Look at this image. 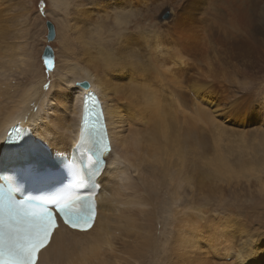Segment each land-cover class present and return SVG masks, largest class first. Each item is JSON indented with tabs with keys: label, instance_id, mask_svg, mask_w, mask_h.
<instances>
[{
	"label": "bare ground",
	"instance_id": "6f19581e",
	"mask_svg": "<svg viewBox=\"0 0 264 264\" xmlns=\"http://www.w3.org/2000/svg\"><path fill=\"white\" fill-rule=\"evenodd\" d=\"M14 1L16 0H10V2L15 3ZM58 1L60 2L61 0ZM115 1L117 2H113L112 9H115L120 4L127 3L122 6L124 8L128 6V3H131L127 0ZM195 1L196 0H188V2L192 3ZM197 1H206V3L209 4V8L211 7V9L216 10V13L213 11L214 14L218 16L220 15V17L222 16V19H224L223 16L228 17L230 23L237 26L233 29L231 28L232 30L228 29V32H222V34L220 31L218 32L217 29L212 32H216L219 36H224L223 38L226 41L224 43H226V45H241L239 47L240 49L238 50V54L235 52L229 57H226L224 54V47L220 48L219 51L223 56L222 58L227 60V62L231 64L234 69L229 72L226 67H223L220 63L218 65L221 66L219 67L221 71L219 70L214 74H221L222 77L228 78V76H232L233 73L237 74V72H239V77L240 75L244 76V74L249 73L245 70V67H247L245 66V62L250 63V60H252L253 57L259 58L257 54L263 57V54H261L263 51L261 50L264 49V0ZM261 2L263 4L259 7ZM78 3H80L79 0ZM88 5L89 4H86L85 8L82 9L85 14L88 13ZM109 5L110 4H107V6ZM257 5L258 7H256ZM115 10L120 12L117 9ZM250 10H252V12L251 14H248ZM129 11H131V9H129ZM130 13L131 15L133 14L132 12ZM173 15L171 16L174 17ZM179 15L181 14L179 13ZM128 17L129 15L125 13H118L115 21L116 24L119 25L118 28H120L118 37L120 40L125 39L124 42L126 43L116 40L113 41V43H110L107 39L103 38L101 35L102 33L99 32L97 34V36L99 35L98 39L95 42H92L93 44L89 43L88 46L84 45L83 49L80 48L81 50H84L83 57L80 59L76 58L79 62L84 63L89 68L82 67L84 74H76L73 66H77V64L70 60L66 71H68V73L71 74L69 76H72L73 78L68 81L67 79H64L65 81H61V84L54 83L52 88L56 90V93L51 95H49L46 91L38 89L39 83L38 85L32 84L26 90L23 89L24 91L22 93H19L14 87H11V84L1 81L4 79H8L10 81L11 76L14 77L17 72L16 71L14 73L12 70L7 68L5 66L6 62H4L3 58L8 54L10 57L9 62L11 64L18 62V60L15 59L17 56L14 53H8L9 50L6 51V49L2 50V47L3 49H9L10 45V50L13 48L8 39L12 35V32L6 30L5 27H0V63L2 64H0V77H2L0 78V144H3L8 129L16 123L21 122L30 130L39 128V132H33L32 134L35 137L39 136L42 138L47 145L46 147L41 145L40 151L35 154L29 150L31 149L34 141L30 143L26 142V144L29 143L27 146L29 149L25 152L20 150H9L2 147L0 148V168L4 169L17 165L24 166L31 163L36 155L40 158H49L53 162H58L60 159L52 157V155H60L63 153L69 154L79 139L83 97L92 90L99 95V98L103 102L105 113L103 121L106 122L110 143L113 145L112 154L106 157L107 165L98 179V182L100 183V190L97 196L99 207L93 228L88 232H80L71 230L64 225H61L55 230L48 246L42 249L39 253L38 264H145V262L148 261L149 254L154 250V264H159L157 257L158 254H161V256L165 254L167 255L166 257L174 256L175 259L178 258V261L183 264H222L220 262H225L223 260L229 257L231 262L236 259L235 261L237 264H260V260L263 258L262 251L264 250V198L259 199L261 196L264 197V182H262V176L260 175V173H264V153H254L255 155H252V157L249 156L246 158L245 156L251 147L250 143V145H248L249 149L247 146H244L246 150L248 149L247 151L244 150L247 152L244 156L245 158L243 160H238L236 166L233 167L234 164H230V162H228L230 159H226L224 157L225 153L223 152L224 154L222 155L220 152L221 150H218L219 152L217 156H215V161L206 162V165H215L213 169L207 170V168H204L201 170V167H198L196 170V161L193 159L197 133V130H195L196 122L194 120H186V130L179 131V114L182 110H185L188 113H194L198 110L197 103L195 104V101L193 102L192 100L195 98L192 93L190 94L189 92L177 90L174 86H172V81H170V84H167V89L165 86L166 90L164 89V93L172 98L174 97L173 99L178 98L179 101H177V103L180 104L176 109L171 110L162 103L161 99H156L154 96L151 97L148 88V83L151 80L157 81V77L163 80L161 85L165 83L164 75L167 73L165 70L168 66L165 67L167 62L164 55L168 49H171L170 47L168 48V46H170L169 43H179V45L184 46L185 52H187L190 56H193V59L205 62L209 67H211L209 70L207 69V72H211L215 69L216 66H212L218 57L219 48H216L217 46L213 48L207 34L199 35V30H195L191 26L190 21L184 23L185 26H183V29H177V32L176 28L181 27H179L177 23H174V26L172 25L174 30L168 31V29H164L154 36L149 35L150 40L152 39L154 43L157 44V46L154 44L153 50V54L156 56L155 60H160L158 65H153L150 62L151 60L146 62V60H143L142 57V60L138 59L140 56L137 58V54L134 53L136 51L133 52L131 45L128 44V38L132 35L130 33L127 34L126 31L128 32L130 29L125 28L123 32V26L127 23ZM191 20L193 21V19ZM242 23H244L245 26ZM84 25H82V27H84ZM186 25L188 26L186 27ZM255 26L256 29L254 30ZM200 27L201 24H198V28ZM84 28L86 29V27ZM251 31H253L252 35L250 34ZM16 34L19 35L18 32H16ZM166 34H169V39L166 38V40H164L160 38ZM214 38L216 39L217 37ZM227 38H230V40ZM246 38L251 40L250 43ZM251 42L253 44H251ZM132 43H134V41ZM243 43L247 44L243 45ZM94 44L101 47V49L99 48L97 55L92 53V46ZM19 47L22 48L21 45ZM166 47L168 49L165 51ZM172 47L178 48V46ZM108 48L110 50H108ZM137 48L138 47H136V49ZM20 50L21 55H24L25 53L23 54V49ZM253 52L257 54H253ZM139 55L144 54L141 53ZM129 56L135 57L134 63L126 62V58ZM18 57L17 59H19ZM169 59L172 67L176 66L175 68H177L180 65L178 55L177 57ZM238 59H240L241 62L242 60L245 61L242 64L239 63L238 65ZM73 60H75V58H73ZM152 61L154 60L152 59ZM178 69L183 72L181 68L178 67ZM185 70L188 72L186 68ZM6 71H12V73L7 75ZM57 71L60 79L61 70L59 71L57 68L56 72ZM56 72L54 73V76L56 75ZM197 77L198 76H196V78ZM232 79L235 80L236 78L232 77ZM241 79L242 78H240V81H237L239 82V85L246 83ZM83 80L90 81L92 87L88 89L76 88L75 85L77 82ZM193 89H196L199 92H204V90L201 91V89L198 88L193 87ZM228 91L227 93L229 94ZM208 93L210 94L211 92ZM49 101L51 102L49 103ZM222 103H224V101ZM239 106L241 105L239 104ZM233 108L234 107L232 106V109ZM202 118H204V116ZM49 124L57 125L59 129L58 135H53V133L49 132L47 127ZM197 125L199 126V124ZM169 127H171L172 130H169ZM211 128L212 126H210V129ZM215 129L217 130V128ZM249 138L250 136L247 139ZM161 139H165L167 144L161 143ZM242 141L243 140H241V142ZM49 149L51 150V153H48ZM250 150L252 151V148ZM256 150H258V152H262L264 151V148L257 147ZM242 151L243 150L241 149V153ZM254 151L255 149L253 152ZM245 152L243 154H245ZM236 153L232 155H236ZM252 163L255 165V170L258 172H254V174L250 175L249 172H245L243 167L251 165ZM201 172L206 174L207 177L204 178L205 176H202ZM220 174H223L221 177L229 176L231 179V181L219 180L221 181V188L222 183L225 182V188L228 189L230 187H234V192H236L234 181L242 182V179L240 178L241 176L247 174L248 177L252 176L257 178L256 180L259 184L257 185L261 189L258 191L256 188H252L254 191H250L251 193L258 191V193H256L255 201H252L253 206H250L249 216H244L239 214V212L237 213L232 211L234 207H230V205L226 202L227 200L224 199L223 194H219L217 197L218 193L215 190H211L209 193L206 191L208 193L206 196L209 206L199 204V201L195 202L196 199L192 200L194 199L193 193L195 194L197 192L196 194H203V192L205 193V189H210V186L212 185L210 184V177L214 175V177L217 178ZM205 179H209L210 181H203ZM249 181L252 180L248 179L247 182L249 184L248 186L251 188L252 186L250 185H252V183ZM254 185L255 184H253V187ZM240 186L238 185L239 189ZM166 187L168 189H165ZM231 190H233V188ZM149 191H152L154 194L156 193L159 199L160 195L164 196L163 202L160 201V205L166 213L165 218L170 220L166 223H170L171 225V227L167 226L166 229L168 230L165 231V233L171 235V239L169 240L170 243L166 245L167 239L164 238L165 243H161L162 245L158 246L157 249L155 245L152 246L150 239L151 235L149 231L152 228H148V225L150 226L153 211L149 209L148 205ZM189 191L192 194H185ZM243 193L241 195H243ZM227 194L229 193H226V195ZM228 206L232 209L226 211ZM241 218L246 221V225L244 227L238 226L244 224L239 221ZM231 222H236L238 224L235 228L236 231L233 228V225L236 224H232ZM240 241L241 244H239ZM151 247L155 248L151 249ZM220 248L228 250V253L218 258V261H215V252H217ZM234 248L236 251V254H234L235 257L231 254ZM256 248L258 250H256ZM79 251L82 252V258L78 263L73 259V256ZM134 258L137 260H134ZM77 260H79V257H77ZM161 261L163 262V260ZM163 264H168V262Z\"/></svg>",
	"mask_w": 264,
	"mask_h": 264
},
{
	"label": "rangeland",
	"instance_id": "374dc122",
	"mask_svg": "<svg viewBox=\"0 0 264 264\" xmlns=\"http://www.w3.org/2000/svg\"><path fill=\"white\" fill-rule=\"evenodd\" d=\"M3 1L0 0V27H3V28L5 27L6 30L12 32V35L8 39H9V42H11L10 44H12L13 48L10 50V48H11V45H10L9 49H7V48L3 49V47H2V50H5V49H6V51L9 50L10 52L8 51V53H14L17 57L19 56L18 57L19 59H17V57H16L15 59L18 60V62L11 64L9 62V59H10L9 55L7 54V56L9 58L7 56H5V57L3 56L4 57L3 60H4V62H6L5 66L7 68H9L10 70H12L14 73L16 71L17 72L15 73L14 77L11 76L10 81L8 79H6V80L4 79L1 81L11 84L12 85L11 87H14L15 90L18 91L19 93H22L24 91L23 89L26 90L32 84L38 85V83H39L38 89L48 92L49 95L55 94L56 90L54 88H52L54 83L61 84L63 81H65L64 79H67V81H68V80H71L73 78L72 76H69L71 74H69L68 71H66L68 63L70 62V60L74 61L77 64V66L76 65L73 66L75 73L83 75L84 70L82 67H88V66H86L84 63L79 62L77 60L78 58L79 59L82 58L84 55V50H81L80 48L83 49L84 45L88 46L89 43L95 42L98 39L99 35L97 36V34L99 32H101L102 33L101 35L103 36V38L107 39L110 43H113V41H115V40L116 41H122V43H126V42H124L125 39L120 40V38L118 37V35H119L118 32L120 31V28H118L119 25H117L115 22L116 17L118 16V13H125V14L129 15V17L127 18V23H125V25H127V26H125V25L124 26L121 25V26H123V32H124L125 28L130 29V30H128V32L126 31L127 34L130 33L132 35L131 37L128 38L129 39L128 44L131 45L133 52L136 51L134 53L137 54V58L140 56L138 59H141V57H142V59L146 60V62H149L151 60L150 62L153 65H158V62H160V60L159 59L155 60L156 56H155V54H153L155 43L152 39L150 40L149 35L154 36L155 34H158L159 32H161L164 29H168V31L174 30V27H172V25L174 23H177L179 25V27H181V28H176V32H177V29H183V26H185L184 23H187L188 21H190L191 26L195 30H197V31L199 30V33L198 32H196V33H198L199 35H201V34L206 35L207 34V37L209 38L210 43H212L213 48H215L217 46L216 48H219L218 49V51H219L220 48L224 47V50H225L224 54L226 55V57H229L230 55H232V53H235V52H237V54H238V50L240 49L239 47L241 46V45L240 46L226 45V43H224V42H226L223 38L224 36H219V35H217L216 32L212 33V32H214L213 30L217 29V31L218 32L220 31V33L222 34V32H225V31L228 32V29H231V28L233 29L234 27H237V26L232 25L230 23L228 17L223 16L224 19H222V16L220 17V15L218 16V15L214 14V12L216 13V10L211 9V7L209 8V4H207L206 1L201 2V1L196 0L195 2L192 3V2H188V0H182V1L181 0H161V2H160V0H127V1L131 2V3H128L127 7H124V8L122 7L125 4H127V3H124V4L118 5V7L115 8V9L119 10L120 12L116 11L115 9H112L113 8V2L114 3L117 2L115 0H79L80 3H78V0H64V1L61 0L60 2L58 0H16V1H14L15 3L10 2V0L9 1L3 0ZM11 1H13V0H11ZM141 1H142V3H141ZM149 3H151V4H149ZM198 3H200V4H198ZM263 3H264V1H263ZM263 3L261 2V4H259V7ZM86 4H89L87 6V9H88L87 14H85V12L82 11V9L85 8ZM107 4H110V5L107 6ZM156 6H158V7H156ZM191 7H194V8H191ZM256 7H258V5ZM127 9H128V11H127ZM129 9H131V11H129ZM89 10H90V13H89ZM130 12H132L133 14L131 15ZM251 12H252V10H250V12H248V14H251ZM179 13L181 15H179ZM203 14H204V16H203ZM1 15H2V17H1ZM171 15H173L174 17H172ZM191 15H192V17H191ZM14 16H15V18H14ZM84 16H87V17H84ZM217 17H219V18H217ZM226 18H227V21H226ZM191 19H193V21ZM47 20L52 21L53 24L55 25V29H56V38L50 43L46 39V35H47L46 21ZM179 20H180V22H179ZM1 22H2V24H1ZM11 22H12V24H11ZM197 22H198V24H201L200 28H198ZM242 24L245 26L244 23H242ZM82 25H84V27H86V29L84 27H82ZM187 26L188 25H186V27ZM97 28H99V29H97ZM169 28H170V30H169ZM211 28H213V29H211ZM83 29H84L85 33L83 32ZM121 29H122V27H121ZM140 29H142V30H140ZM255 29H256V26H255L254 30ZM209 31H211V32H209ZM16 32H18L19 35H17ZM153 32H154V34H153ZM145 34L147 35L148 38L146 37ZM250 34L252 35L253 31H251ZM13 35H15V36H13ZM140 36H143L145 38L140 37ZM133 37H134V39H133ZM214 37H217V38L215 39ZM160 38L166 40V38L169 39L170 36H169V34H166L164 36H161ZM227 39L230 40V38H227ZM246 39L250 43L251 40L249 38H246ZM133 41H134V43H132ZM140 41H142V42H140ZM144 42H147V43H144ZM135 43H137V44H135ZM48 44L53 47L54 53H55L54 60L50 61V62H46L42 59L43 50H44L45 46ZM169 44H170V46H168V48L170 47L171 49H168L166 47L165 51L167 49H168V51L165 52L166 54L164 55L166 62H167L165 67L168 66L167 69L165 70L167 73L166 72H165L166 74L164 73L165 74L164 75V82L165 83H163V85H161V82L163 80H161L159 77H157V81L151 80L148 83V88H149V92H150L151 97L154 96L156 99H161L162 103L168 109H171V110L176 109L180 104L177 103V101H179L178 98L173 99L174 97L172 98L169 95L164 93L165 92L164 91L165 86L167 89V86L170 84V81H172V83H171L172 86H174L177 90L189 92L190 94L192 93L193 97L195 98L192 100H193V102L195 101V104L197 103L198 110H197V112H194V113H190V112L188 113L187 111L182 110V112L179 114V127H180L179 131L186 130V127H187L186 126V120H194L196 122V128H195V130H197L196 144H195V151H194L195 154H193V159L196 161V170L198 169V167H201V170L204 168L205 169L207 168V170L213 169L215 167V165H213V164H207L206 165V162L207 161L214 162L215 156H217V154L219 152L218 150H221L220 152L222 153V155L225 153L224 157L226 159H230L228 162H230V164H234L233 167L236 166V164L238 163V160H243L245 157L248 158L249 156L252 157V155H255L254 153L263 154L264 151L258 152V150H256V149H257V147H263L264 148V146H263L264 145V49L261 50V51H263L262 53L260 52L261 54H263V57L260 56L259 54L255 53V52H253V54H257V56H259V58L253 57L252 60H250V63L252 61H254V62H252L251 64L245 62L246 63L245 66H247V67H245L246 69L245 68L244 69L247 70V72H249V73L244 74V76L240 75V77H239V72H237V74L233 73L232 76H228V78H227V77H222L221 74H214L215 72L220 70L219 67H221V66L218 65L220 63L223 67H226V69L229 72L234 69V67L231 64H229L227 62V60L222 58L223 56H222L220 51L218 52V57L216 58V60L213 63V66H212V67L216 66L215 69L212 70L211 72L210 71L207 72L209 70V68H211V67H209L203 61H199L198 59H193V56H190L187 52L184 51V46L179 45V43H177V42L176 43H169ZM221 44H222V46H221ZM244 44H247V43H243V45ZM251 44H253V43L251 42ZM20 45L22 48L19 47ZM136 45H138V46H136ZM155 45L157 46V44H155ZM172 46H178V48L177 47L174 48ZM136 47H138V48L136 49ZM99 48L101 49V47L94 44L92 46V53L97 55L99 52ZM20 49H23V54L25 53L24 55H21ZM108 50H110V49L108 48ZM140 51L144 55H139V54H141ZM67 53H68V55H67ZM147 53H149V54H147ZM176 53L179 56V62L181 65V66L180 65L179 66L177 65V66L182 69L184 74H183V72H181L180 69H178V67L175 68L176 66L172 67V64L170 65V59L169 58L177 57ZM19 54L21 55V58H20ZM173 54H175L176 56ZM146 55L148 58L146 57ZM73 58H75V60H73ZM152 59L154 61H152ZM244 61L245 60H242V62H241V60L238 59V61H237L238 65H239V63L242 64ZM8 64H10L11 67H13V68H11L10 65H8ZM71 64H73V63H71ZM206 67H208V68H206ZM227 67H230V68H227ZM57 68L59 69V71L61 70L60 71L61 72L60 79H59L58 71L56 72ZM185 68L188 70V72H186ZM174 69H175V71H174ZM12 71H8V72L6 71L7 75L9 73L11 74ZM55 72H56V75L54 76ZM180 72H181V74H180ZM178 73L180 74V76ZM208 74H210V75H208ZM195 75L198 76L199 79H198V77L196 78ZM232 77H235L236 79L233 80ZM0 78H2V77H0ZM240 78H242L241 80H244V82H246V83H243L244 86L239 85V82H237L238 80L240 81ZM166 81H167V83H166ZM199 84H201V85H199ZM221 84H223V85H221ZM45 85H50V87L46 89ZM204 85H206V86H204ZM236 85H237V87H236ZM249 85H250V87H249ZM202 86H203V88H202ZM193 87L201 89V91L204 90V92H199L196 89H193ZM194 90H195V92H194ZM206 90H208V91H206ZM224 90H225V92H224ZM216 91L218 94L216 93ZM227 91L229 92L230 95L227 93ZM208 92H211V93L209 94ZM207 93H208V95H207ZM221 96H223V97H221ZM223 101H224V103H222ZM241 101H242V103H241ZM239 104L241 106H239ZM206 106H215V107H217L218 112L227 111V114H229L228 119L226 121H220L217 114L212 109H210ZM232 106L234 107L233 108L234 110L232 109ZM188 110H189V108H188ZM71 114H72V110H71ZM192 116H194V117H192ZM203 116H204V118H202ZM72 117H71V119H72ZM205 118H209V119H205ZM202 119H204V120H202ZM197 124H199V126ZM210 126H212L211 129H210ZM215 128H217V130ZM233 129H234V131H233ZM169 130H172V128L169 127ZM239 130H241V131H239ZM239 132H242V133H239ZM256 132H258V133H256ZM235 133H236V135H235ZM253 134H255V135H253ZM249 136H250V138L247 139ZM241 140H243L242 142L244 145L242 144ZM160 142L163 144H167V141L165 139H161ZM250 143H251V145H250ZM239 144H240V146H239ZM228 145H229V149H228ZM248 145L251 146L250 149L252 148V151L248 148L249 147ZM244 146L245 147L247 146V148L250 150L249 151L247 149L248 153L244 151V150H246V148H244ZM211 149H212V151H211ZM241 149L243 150L242 153H241ZM254 149H255V151L253 152ZM238 151L242 155L239 154ZM244 152H245V154H243ZM249 152H251V153H249ZM234 153H236V155H232ZM246 153L248 156L246 155ZM213 156H214V158H213ZM196 157H198V158H196ZM229 157H231V158H229ZM203 165H205V166H203ZM254 166L255 165L252 163L251 165H246L243 168H244L245 172H247V173L249 172V174L252 175V174H254V172H258L257 170H255ZM248 170H250V171H248ZM201 173H202L201 174L202 176H205L204 178L207 177L206 174H203V172H201ZM223 174H220L219 176H217V178L214 177V175H213L212 176L213 179H212V177H210L211 181L209 179L203 180L205 182H209V181L211 182L210 184H212V185L210 186V189L209 190L205 189V193L203 192V194L202 193L196 194L197 192L195 194L193 193L194 199H192V197H191V199L192 200L196 199L195 202L199 201L198 202L199 204L209 206L206 195L211 190H215L218 193L217 197L219 196V194H223L224 199L227 200L226 202L230 205V207H232V208L234 207L232 209L228 206V209L226 211H229L232 209V211H235L237 213L239 212V214H241V215H244V216L248 215L250 212V206H253L252 201L253 202L255 201L256 193H258V191L261 189L258 186L259 184L257 183V180H256L257 178H254L252 176L248 177L247 174L241 176L240 178L242 179L243 183L234 181V186L236 187V192H234V190H235L234 187L228 188L229 190L225 188V186H226L225 182L222 183V188H221V184H220L221 181H225V180L231 181L229 176L221 177ZM260 175L262 176V182H264V173H262V174L260 173ZM208 177H209V175H208ZM222 179H224V180H222ZM248 179L252 180V181H249L250 183H252V185H250V186H252L251 188L248 186L249 185L247 183ZM219 180H221V181H219ZM240 184H241V186H240ZM253 184H255L254 187H253ZM238 185L240 186V189L238 188ZM232 188H233V190H231ZM252 188H256L258 191H256L255 193H251L250 191H252V190L254 191V189H252ZM165 189H168V188L166 187ZM231 192H234V193H231ZM226 193H229V194H227L228 197H227ZM242 193H243V195H241ZM185 194L190 195L192 193L189 191L188 193H185ZM253 198H254V200H253ZM261 198L263 199L264 197L261 196L259 199H261ZM160 199H162V200H160ZM160 199L158 198L156 193L154 194V193H152V191L151 192L149 191L148 205H149V209H151V211L152 210L153 211H152V218L150 220V226L148 225V228L151 227L153 229V231H152V229L150 228L151 230L149 229L150 230L149 233L151 235L150 239L152 242V246L155 245L156 249L158 248V246H161L163 244L164 238L167 239L166 245H168V243H170L169 240L171 239V237H170L171 235L165 233V231L168 230V229H166V227L167 226L171 227L170 223L169 224L166 223V222H169L170 220L165 218L166 213L164 212V210L161 208L162 206L160 205V203H161L160 201L163 202L164 196L160 195ZM215 205H217V204H215ZM203 208H207V207H203ZM154 209H155V211H154ZM243 209L245 210V212ZM156 216L157 217L159 216V217L157 218ZM251 216H252V214H251ZM239 221L243 222L244 224L238 225L236 222H231L232 224H236V225H233L234 230H235L237 225L239 227H244L246 225V221L243 218H241ZM239 244H241V241L239 242ZM155 247H151V249H154ZM120 250H121V248H120ZM256 250H258V249L256 248ZM262 252H263V258H262V260H260V264H264V250ZM215 253H216V255H215L216 258H214V260L218 261V258H220L223 255H226L228 253V250L220 248ZM168 254H169V252H168ZM231 254H233V256H234V254H236L235 248L231 252ZM163 255H164V257H163ZM163 255L161 256V254H158V256H157L159 264H163L165 262H168V264H174L175 262H176L175 264H183L180 261H178V258L175 259L174 256H168V257H170V258H168V257H166L167 255H165V254H163ZM154 256H155V250L149 254L148 261L145 262V264H154V262H155ZM77 257H79V260H77ZM81 258H82V252L81 251H79L78 253H76L73 256V259L78 263L80 262ZM134 260H137V259L134 258ZM161 260H163V262ZM235 260L231 262L230 257H229V258L223 260L225 262H220V263H222V264H237Z\"/></svg>",
	"mask_w": 264,
	"mask_h": 264
},
{
	"label": "snow or ice",
	"instance_id": "6c2138e0",
	"mask_svg": "<svg viewBox=\"0 0 264 264\" xmlns=\"http://www.w3.org/2000/svg\"><path fill=\"white\" fill-rule=\"evenodd\" d=\"M50 38H55V29L52 30ZM52 55L51 50L46 52V56ZM134 61V56L126 58L128 63ZM49 87L50 85H45L46 89ZM75 87L88 89L92 85L90 81H79ZM92 95L94 93H90V97ZM94 107L95 105L86 107V113ZM206 107L212 109L220 121L228 119L227 111L218 112L215 106ZM99 121L98 115L96 122L90 125L87 115L85 116L81 139L75 148L78 161L71 165L72 181L69 184L32 204L15 201L4 217L0 218V264H38V254L48 246L59 227L57 217L76 231L88 232L93 228L97 206L88 190L90 187L95 189L97 177L102 174V166L107 165L106 157L113 150L106 128L97 127ZM47 127L53 135L59 134L56 124H49ZM33 132H39V128L29 131L19 125L13 126L0 148L8 145L21 149ZM41 145L47 146L42 138L36 136L30 152H39ZM25 171L37 178L46 175L45 169L31 165Z\"/></svg>",
	"mask_w": 264,
	"mask_h": 264
},
{
	"label": "water",
	"instance_id": "95a60500",
	"mask_svg": "<svg viewBox=\"0 0 264 264\" xmlns=\"http://www.w3.org/2000/svg\"><path fill=\"white\" fill-rule=\"evenodd\" d=\"M46 27H47V35H46V39H47V41L50 43V42H52V41L56 38V29H55V25H54L53 22L50 21V20H47V21H46ZM53 29H55V38H54V39H53V38H50ZM48 50H51V52L53 53V55H52L51 57L46 56V52H47ZM54 58H55V53H54V49H53V47H52L51 45H49V44L46 45L45 48H44V50H43V53H42V59H43L44 61H46V62H50V61H53ZM83 81H86V80H83ZM77 83H78V82H77ZM84 89H85V88H84ZM85 96H86V95H84V97H85ZM83 99H84V98H83ZM83 101H84V100H83Z\"/></svg>",
	"mask_w": 264,
	"mask_h": 264
}]
</instances>
